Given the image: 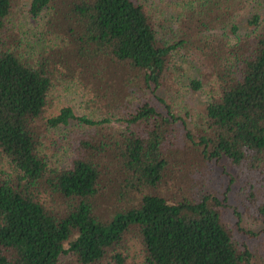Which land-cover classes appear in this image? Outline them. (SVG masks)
I'll return each instance as SVG.
<instances>
[{"label": "trees", "instance_id": "obj_1", "mask_svg": "<svg viewBox=\"0 0 264 264\" xmlns=\"http://www.w3.org/2000/svg\"><path fill=\"white\" fill-rule=\"evenodd\" d=\"M20 1L0 0V264H264V0H161L165 40L144 0H28L47 15L33 57L12 38ZM182 50L207 97L192 128ZM61 81L88 114H48ZM217 168L223 190L204 189Z\"/></svg>", "mask_w": 264, "mask_h": 264}, {"label": "rangeland", "instance_id": "obj_2", "mask_svg": "<svg viewBox=\"0 0 264 264\" xmlns=\"http://www.w3.org/2000/svg\"><path fill=\"white\" fill-rule=\"evenodd\" d=\"M145 3L151 8L155 14V27L157 30V37L161 40L169 38L172 29L176 27L174 22L173 8L161 0H144ZM28 0H23L15 4L13 22L11 25L14 27L17 35L12 38H16V46L22 48L24 55L28 54L30 57L37 55L40 49L45 46L47 41L41 35L44 27V20L47 19V15L42 14L39 17H32L28 10ZM246 20L244 17L240 19L239 34L243 33L246 28ZM10 28V26H8ZM16 40V39H15ZM235 38L230 36V42L233 43ZM34 54V55H32ZM174 64L177 67L176 79L178 86L180 88L183 102L188 112L186 115L187 123L190 128H192V122H194L198 115L204 112L206 105V95L199 90H191L188 87V83L191 79L199 78L200 67L198 62L193 58V56L187 51H179L174 55ZM207 87V86H206ZM208 90V88H204ZM50 110L48 114H56L61 106H70L74 113L77 115L88 114V109L83 106V96L81 91L74 86L71 82L61 81L57 83V86L53 87L50 91ZM60 154L56 158L57 165L61 167L68 166L70 164V157L72 156L69 151L61 150ZM222 172L219 169H213L211 172L205 173L206 186L203 187L206 190L220 191L224 188V177L221 175ZM164 195L170 202L176 201V197L171 194V191H165ZM243 208H239V210ZM228 218V215L226 216ZM229 218H232L229 216ZM246 214L243 218V224L249 227H257L256 222H252ZM264 237L260 236L256 241L251 244L258 246V243H262ZM262 245H260L261 248ZM261 250V249H260ZM61 264H74L70 258H62Z\"/></svg>", "mask_w": 264, "mask_h": 264}]
</instances>
